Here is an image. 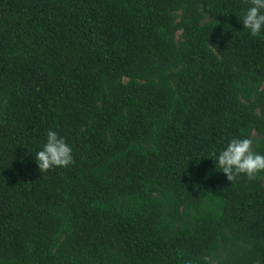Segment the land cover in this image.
I'll use <instances>...</instances> for the list:
<instances>
[{"label":"trees","instance_id":"16d2710c","mask_svg":"<svg viewBox=\"0 0 264 264\" xmlns=\"http://www.w3.org/2000/svg\"><path fill=\"white\" fill-rule=\"evenodd\" d=\"M248 0H0V264H264V34ZM53 129L73 162L40 172Z\"/></svg>","mask_w":264,"mask_h":264},{"label":"clouds","instance_id":"9594fccd","mask_svg":"<svg viewBox=\"0 0 264 264\" xmlns=\"http://www.w3.org/2000/svg\"><path fill=\"white\" fill-rule=\"evenodd\" d=\"M251 36L264 34V0H248L239 18ZM253 138L242 135L230 138L219 152L213 154L215 167L232 181L241 174L249 180L264 170V152L253 150ZM40 172L54 166L66 167L73 162L72 147L53 129L47 130L46 141L34 153Z\"/></svg>","mask_w":264,"mask_h":264}]
</instances>
